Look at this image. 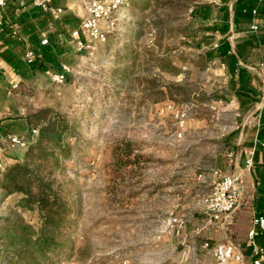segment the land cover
Returning a JSON list of instances; mask_svg holds the SVG:
<instances>
[{
	"label": "rangeland",
	"instance_id": "374dc122",
	"mask_svg": "<svg viewBox=\"0 0 264 264\" xmlns=\"http://www.w3.org/2000/svg\"><path fill=\"white\" fill-rule=\"evenodd\" d=\"M218 2L134 0L102 26L109 32L104 42L89 43L81 36L90 49L77 51L64 35L62 46L54 44L61 48L59 62L42 67L43 74L37 67L42 59L36 57L35 72L18 81L19 114L50 109L77 126L70 155L56 175L69 226L44 264H170L169 248L161 249L159 263L154 246L203 216L201 197L211 189L208 163L236 126L222 119L235 111L225 109V80L213 74L217 66L204 48L205 29L196 26L194 13ZM71 17L77 28L81 14ZM62 66L70 71L57 84L51 77ZM6 92L10 108L13 88ZM3 132V137L12 134ZM29 135L17 137L27 143ZM5 140L8 145L10 139ZM21 148L13 145L9 156L1 153L0 181L10 165L6 159L17 160ZM18 201V195L6 196L0 188V236L6 220L40 227L38 214L23 210ZM205 228L194 226L195 236ZM185 249L174 252L178 260ZM0 264H23L2 240Z\"/></svg>",
	"mask_w": 264,
	"mask_h": 264
},
{
	"label": "crops",
	"instance_id": "0c3cea01",
	"mask_svg": "<svg viewBox=\"0 0 264 264\" xmlns=\"http://www.w3.org/2000/svg\"><path fill=\"white\" fill-rule=\"evenodd\" d=\"M51 4L62 8L64 14L60 17L45 14L33 6L30 0H7L6 7L0 8V155L9 156L10 148L13 149L10 142L8 145L3 144L5 139L28 132L25 115L18 112V95L14 89L19 80L28 79L35 69L21 65L20 55L26 50L33 51L36 57H41L43 63L40 65L44 69L48 64L58 63L62 53L61 48L55 45L62 46L63 36L68 34L70 39V32L76 29L71 16L81 14L80 20L86 16L81 0H51ZM215 6L195 8V18L199 22L196 26L207 30L204 35L210 36L204 48L209 51L211 62L217 66L213 74L225 80V109L233 107L235 111L234 115H224L222 119L236 126L230 128L235 131L226 132L221 147L213 151L207 169L210 172L217 170L221 174L238 175L242 201L228 219L220 217L213 220L203 213L202 217L193 216L185 230L166 234L162 238L165 242L153 248L158 250L159 263L163 259L161 249L169 248L170 264H184V260L185 264H216L203 244L215 246L230 242L241 252L243 260L227 264H251L248 233L252 229L253 217H264V0H219ZM254 10L255 17L252 14ZM253 22L258 27L256 32L250 30ZM41 33H45L50 42L47 46L40 44ZM44 69H41L43 74L46 71ZM7 87L13 88V104H10V108V94H5ZM6 130L12 134L3 137V131ZM24 149L21 148L15 161L21 160ZM251 151L252 166L246 168L244 162ZM6 160L8 162L5 165L15 162L13 159ZM210 172L207 179L204 178L208 180V186ZM200 224L206 225V228L200 236H195L194 226ZM255 243L264 248V232L256 237ZM183 245L186 254L180 261L174 252ZM262 260L264 263V256Z\"/></svg>",
	"mask_w": 264,
	"mask_h": 264
},
{
	"label": "trees",
	"instance_id": "16d2710c",
	"mask_svg": "<svg viewBox=\"0 0 264 264\" xmlns=\"http://www.w3.org/2000/svg\"><path fill=\"white\" fill-rule=\"evenodd\" d=\"M202 32L205 34L207 30ZM208 40L210 36L203 41ZM34 65L36 62L31 64L33 69ZM37 67L42 69L43 66ZM24 119L29 140L21 160L6 167L0 188L6 196L18 195L20 208L36 212L40 227L34 230L21 220H6L0 240L13 249L15 257L23 264H44L57 252L60 247L57 238L69 226L70 211L56 175L62 173L63 163L70 155L69 140L77 126L74 121L50 109L39 110ZM33 130L36 131L34 138Z\"/></svg>",
	"mask_w": 264,
	"mask_h": 264
},
{
	"label": "built area",
	"instance_id": "2783aa9c",
	"mask_svg": "<svg viewBox=\"0 0 264 264\" xmlns=\"http://www.w3.org/2000/svg\"><path fill=\"white\" fill-rule=\"evenodd\" d=\"M32 5L38 8L45 14L54 17H60L64 11L60 7H54L51 0H30ZM131 0H81L86 16L80 20L76 29L70 32V39L76 47L77 51L90 49V45L81 40V34H84L89 43L104 42L108 30H103L102 26L112 23L113 15L117 12L129 8ZM7 0H0V8H5ZM253 17L256 16V10L252 12ZM257 25L253 22L250 26L252 32H256ZM107 31V32H106ZM41 46L49 44L45 33L40 34ZM35 53L31 50H26L22 57V61L26 65H31L35 62ZM70 70L62 66V71L59 74H54L51 80L60 84L65 79V74ZM180 126L183 121L181 120ZM36 134V131H32ZM180 137V133L177 134ZM11 145L26 147V143L17 136L10 137ZM253 160V151L247 154L245 159V167L251 168ZM211 191L205 195L200 201V210L202 213L210 216L211 219L217 220L220 217L229 218L240 206L242 201L241 181L238 175L221 174L217 170H213L210 174ZM179 226L182 225L179 222ZM264 232V217L254 216L252 219V229L248 233V245L251 248V264H264V248L258 247L255 243L256 237ZM216 264H227L229 262H241L243 256L233 244L230 242H222L215 246H210L208 243L203 244Z\"/></svg>",
	"mask_w": 264,
	"mask_h": 264
}]
</instances>
